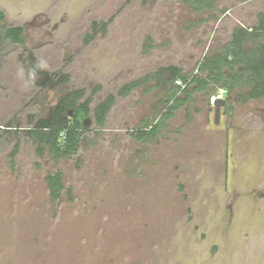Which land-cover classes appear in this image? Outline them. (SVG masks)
<instances>
[{"label":"rangeland","instance_id":"374dc122","mask_svg":"<svg viewBox=\"0 0 264 264\" xmlns=\"http://www.w3.org/2000/svg\"><path fill=\"white\" fill-rule=\"evenodd\" d=\"M214 2L198 11L185 0H0L3 25L23 26L26 39L0 58V264H264V98L242 102L249 88L194 94L145 143L130 132L166 110L153 83L118 98L102 128L90 117L73 156L39 154L24 134L75 89L102 86L94 109L164 66L196 75L264 14V0ZM94 22L108 31L86 43ZM31 51L69 83L37 87ZM56 171L72 198L54 203L46 177Z\"/></svg>","mask_w":264,"mask_h":264},{"label":"trees","instance_id":"16d2710c","mask_svg":"<svg viewBox=\"0 0 264 264\" xmlns=\"http://www.w3.org/2000/svg\"><path fill=\"white\" fill-rule=\"evenodd\" d=\"M196 10H213L214 0H185ZM6 13L0 7V58L6 46H24L25 28L23 26H4ZM109 22H94L85 36L86 43L108 31ZM4 52V51H3ZM25 62L29 66V77L40 89L57 90L67 85L70 75L61 72L50 73L38 62L34 52H29ZM153 83L162 93L159 105H165L166 110L156 124H146L143 129L130 132V136L139 142L154 140L161 127L174 116L175 111L189 103L196 93L208 96L218 89L233 90L249 88L248 92L240 94L244 103L250 100L264 98V14L258 15L257 24L251 28L238 27L223 52L206 57L200 63L196 75L190 76L184 69L175 65L164 66L159 71L123 85L117 94L108 95L94 109V96L101 91L97 85L90 94L86 88L68 92L60 98L58 104L52 107L44 117H33L34 124L24 130V134L37 146L39 154L48 148L56 159L70 157L78 153L83 136L87 133L84 120L93 117L98 127L105 125L108 114L116 105L118 98H126L144 84ZM151 89V86L149 87ZM73 116H70V112ZM8 127H13L9 125ZM12 130H7V133ZM1 137V134H0ZM19 152L16 145L11 157ZM48 192L52 202H61L67 194L72 198V189L64 184L63 172L49 173L46 177Z\"/></svg>","mask_w":264,"mask_h":264},{"label":"water","instance_id":"95a60500","mask_svg":"<svg viewBox=\"0 0 264 264\" xmlns=\"http://www.w3.org/2000/svg\"><path fill=\"white\" fill-rule=\"evenodd\" d=\"M226 106V101L224 99H218L216 100L214 104V112H215V123L219 124L221 120L222 115V109ZM70 116H73V112H70ZM90 123V119L87 118L84 120V127L87 128Z\"/></svg>","mask_w":264,"mask_h":264},{"label":"built area","instance_id":"2783aa9c","mask_svg":"<svg viewBox=\"0 0 264 264\" xmlns=\"http://www.w3.org/2000/svg\"><path fill=\"white\" fill-rule=\"evenodd\" d=\"M223 93H224V92H222V93H220V94H217V95H214V96L212 97V103L215 104L216 100H218V99H222V98H223Z\"/></svg>","mask_w":264,"mask_h":264}]
</instances>
